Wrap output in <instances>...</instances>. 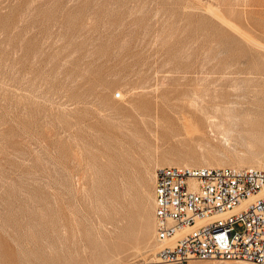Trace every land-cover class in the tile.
Returning <instances> with one entry per match:
<instances>
[{
  "label": "rangeland",
  "instance_id": "obj_1",
  "mask_svg": "<svg viewBox=\"0 0 264 264\" xmlns=\"http://www.w3.org/2000/svg\"><path fill=\"white\" fill-rule=\"evenodd\" d=\"M242 32L264 0H0V264H155L159 167L264 156Z\"/></svg>",
  "mask_w": 264,
  "mask_h": 264
},
{
  "label": "built area",
  "instance_id": "obj_2",
  "mask_svg": "<svg viewBox=\"0 0 264 264\" xmlns=\"http://www.w3.org/2000/svg\"><path fill=\"white\" fill-rule=\"evenodd\" d=\"M154 204L157 264H264V160L261 169L163 166Z\"/></svg>",
  "mask_w": 264,
  "mask_h": 264
},
{
  "label": "bare ground",
  "instance_id": "obj_3",
  "mask_svg": "<svg viewBox=\"0 0 264 264\" xmlns=\"http://www.w3.org/2000/svg\"><path fill=\"white\" fill-rule=\"evenodd\" d=\"M213 8V7H212ZM215 9H217V8H215ZM216 12L218 13L217 15H219V17L223 20V21H225V22H227V20L225 19V18H223V16L221 15V13H220V10H216ZM215 12V13H216ZM230 26H232L233 28H235L236 30H238V28L237 27H235V25H232V24H230V23H228ZM242 34H243V36H245L248 40V42L250 41V42H252L254 45H257V46H259V47H262V48H264V44H262L259 40V42L258 41H256L255 39H253V38H251L249 35H246V34H244L243 32H242ZM252 36V35H251ZM119 93H120V95H121V92L119 91ZM213 99V98H212ZM214 106V105H213ZM216 106V105H215ZM143 113V112H142ZM146 115V114H145ZM145 115H144V118H145ZM214 116V115H213ZM227 116H228V114H227ZM156 117V116H155ZM263 131H264V128H263ZM227 133V132H226ZM224 135V134H223ZM232 135V134H231ZM226 137H227V135H225ZM230 136V135H229ZM224 137V136H223ZM224 139H225V137H224ZM228 139H229V137H228ZM226 141V140H225ZM263 160H264V156H263V158H261L260 156H256V157H254V158H252L249 162H248V167L247 168H250V169H261L262 167H263ZM179 162V161H178ZM162 164V163H161ZM180 164V163H179ZM181 164H183V163H181ZM185 164V163H184ZM205 165H206V167H224V165L223 164H213V163H205ZM226 165V164H225ZM159 166H161V165H159ZM168 166H181V165H168ZM163 166H161V167H159V168H162ZM203 167V166H202ZM158 168V169H159ZM238 168H242V167H238ZM157 169V170H158ZM157 170H156V172H157ZM156 172H155V176H156ZM154 176V175H153ZM154 183H155V177H154ZM151 197V196H150ZM255 199V197L254 196H251L248 200H246L245 202H244V204H247L248 202H250V201H252V200H254ZM154 208H155V204H154ZM151 224V223H150ZM153 225V224H152ZM155 235H156V229H155V217H154V241L156 242V240H155ZM154 247V246H153ZM154 249H155V247H154ZM153 249V251H155ZM150 250V249H149ZM157 251H158V247H157ZM150 252V251H149ZM152 252V251H151ZM147 253H148V251H147ZM156 254V261H155V264H157V262H158V257H157V252H155ZM149 254V253H148ZM155 257V256H154ZM193 261V260H192Z\"/></svg>",
  "mask_w": 264,
  "mask_h": 264
}]
</instances>
